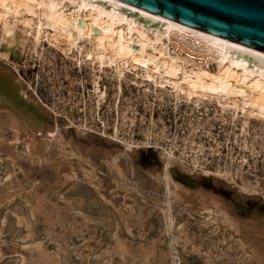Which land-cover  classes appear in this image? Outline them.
<instances>
[{"label":"rangeland","instance_id":"rangeland-1","mask_svg":"<svg viewBox=\"0 0 264 264\" xmlns=\"http://www.w3.org/2000/svg\"><path fill=\"white\" fill-rule=\"evenodd\" d=\"M2 38L0 30V65L57 138L46 141L53 156L39 160L32 149L44 145L43 130L28 151L9 127L14 113L0 106V264H40L31 251L56 264H256L244 250L264 240L263 121L231 122L216 101L178 100L136 71L120 82L89 60L88 43L67 51L45 37L38 56L22 26L12 51ZM96 79L107 90L100 108ZM171 151V175L201 211L170 204Z\"/></svg>","mask_w":264,"mask_h":264},{"label":"bare ground","instance_id":"bare-ground-1","mask_svg":"<svg viewBox=\"0 0 264 264\" xmlns=\"http://www.w3.org/2000/svg\"><path fill=\"white\" fill-rule=\"evenodd\" d=\"M18 26H22L23 32L32 40V51L38 56L45 37L52 46H64L67 51L78 49L84 53L88 43L90 47L86 56L89 60L99 64L101 70L115 69L120 82L127 72L136 71L137 78L141 77L148 85H155L178 100L193 102L197 106L206 101H216L225 114L231 115V122L240 116L264 122L262 49L124 0H0L4 49H14ZM26 42L18 43L22 45L23 52ZM0 57L3 54L0 53ZM213 63L217 64L214 70L211 68ZM94 89L100 108L107 99V90L99 79L95 80ZM26 95L22 83L0 65V106L14 113L9 127L15 131L18 141L25 140L28 151L32 149L31 143L38 141L33 133L43 130L44 145L42 148L34 146L32 151H36L39 160L48 161L53 153L46 148V141L56 139L57 134L44 125L46 116ZM119 131V125H115L114 135ZM145 136L149 144L154 132H147ZM168 155L164 179L170 204L172 200H178L184 202L182 205L189 210L201 211L199 202H194L195 206L189 204L192 203L191 196H187L174 181L171 175L174 154L171 151ZM85 177L92 182L88 174ZM2 203L0 193V206ZM219 212L220 218L233 228L226 213ZM260 229L257 237L263 236L264 227ZM258 241L262 243L256 246L245 244L244 252L249 253L256 264H264V240ZM30 255L40 264H56L45 252L31 251Z\"/></svg>","mask_w":264,"mask_h":264},{"label":"water","instance_id":"water-1","mask_svg":"<svg viewBox=\"0 0 264 264\" xmlns=\"http://www.w3.org/2000/svg\"><path fill=\"white\" fill-rule=\"evenodd\" d=\"M124 1L264 50V0Z\"/></svg>","mask_w":264,"mask_h":264},{"label":"built area","instance_id":"built-area-1","mask_svg":"<svg viewBox=\"0 0 264 264\" xmlns=\"http://www.w3.org/2000/svg\"><path fill=\"white\" fill-rule=\"evenodd\" d=\"M213 64H215V63H213ZM213 64H212V65H213ZM212 65H211V66H212Z\"/></svg>","mask_w":264,"mask_h":264}]
</instances>
